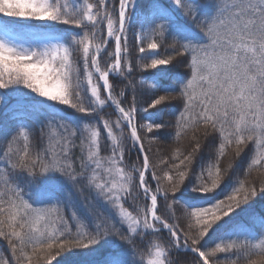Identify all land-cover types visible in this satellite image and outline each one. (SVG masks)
<instances>
[{
  "label": "snow or ice",
  "instance_id": "obj_1",
  "mask_svg": "<svg viewBox=\"0 0 264 264\" xmlns=\"http://www.w3.org/2000/svg\"><path fill=\"white\" fill-rule=\"evenodd\" d=\"M174 3L196 19L193 0H174ZM134 5L135 0H95L77 11L61 0H0L3 17L50 19L85 27L84 34L72 45L38 48L10 43L0 34V88L23 84L42 96L85 113L96 112L109 102L116 106L115 119H106L105 114L100 113L106 137L111 140L110 149L101 143L100 124L85 123L76 127L63 120L48 124L60 130L61 138L55 146L30 148L28 132L21 130L6 142L7 159L0 171L3 184L0 188V238L11 247L12 264H51L62 251L89 247L112 234L134 243L131 234H136L138 229H151L156 235L167 229L170 246L191 249L196 254L194 264H219L217 254L232 250H239L242 256L238 253L228 264H239L244 258L247 264H264V240L255 245L248 240H230L207 249L200 246L216 221L264 191V181L249 185L241 182L230 195L209 207L189 209L174 199L191 171L195 155L212 134L221 138L217 159L200 174L195 190L208 192L219 187L235 160L250 144L256 150L250 166L264 168V0H219L215 16L207 22L198 21V26L209 37L205 45H181L174 39L170 44L166 40L165 21H161L150 31L138 33L135 46L132 44V50L125 51L122 40L129 38L127 21ZM10 24L7 20L0 22V33ZM105 35L114 41L111 53ZM97 39H100L99 44L94 43ZM162 47L161 55L150 62L138 59L140 53ZM168 48L174 51L169 54ZM186 55L190 58L186 67L191 69V77L182 91L158 95L147 105L155 107L178 97L182 99L183 109L173 126L177 138H188L183 150L177 149L175 155L169 152L168 159H160V175L156 176L157 166L150 160L154 154L148 146L152 141H147V145L145 141L149 136L156 137L155 129L163 125L138 120L134 76L137 65L144 69L155 68ZM109 56L111 64L107 60ZM130 70L133 75L128 76L127 84L118 85L113 79L110 82L111 73L119 71L127 76ZM129 85L132 95L122 102ZM85 87L94 99L84 96ZM117 132L123 139H117ZM43 135L42 132V139ZM18 136L24 137L25 144L18 152H13L11 144ZM102 149L110 150V156L103 157ZM133 149L138 152L140 161L139 168L131 165L136 173L135 181L121 166H127L125 156ZM228 153L231 159L227 166H222L221 158L227 159ZM13 170H26L32 175L56 170L73 181L77 177L86 178V186L112 202L130 234H122L120 227L107 217L98 220L97 231H89L79 220V226L73 231L64 218L62 205L36 207L25 199L23 190L11 178ZM148 173L157 184H167L166 199L159 205L158 195L147 186ZM130 184H135L137 191L142 190L150 201V205L136 215L121 203L131 195ZM76 187L80 189L79 184ZM177 211L184 212L183 220L178 221ZM182 222L186 223L187 230L181 227ZM153 247L155 254L147 264H172L159 245ZM252 256L258 259H250ZM0 264L8 262L0 261ZM112 264L120 262L114 259Z\"/></svg>",
  "mask_w": 264,
  "mask_h": 264
},
{
  "label": "trees",
  "instance_id": "obj_2",
  "mask_svg": "<svg viewBox=\"0 0 264 264\" xmlns=\"http://www.w3.org/2000/svg\"><path fill=\"white\" fill-rule=\"evenodd\" d=\"M158 1H161V3L165 2V0H135V5L130 11L141 5L148 11ZM61 2L70 3L74 10L79 11L86 7V3H94L95 0H61ZM193 2L196 6V19L186 15L179 7L174 16L158 17L155 20L154 27L161 21H165L166 40L170 44L173 39L181 45L192 44L200 46L209 42V37L198 26V21L207 22L211 20L218 11L219 0H193ZM0 18L3 20L8 19V17H3L2 15H0ZM113 18L115 19V16ZM34 24L40 27L52 28L53 31L62 34L69 45H72L74 43L73 40L81 37L85 32L84 26L50 19H39ZM104 39L106 40V36H104ZM94 43L99 44L100 39H97ZM132 44L135 46V41H132ZM132 44H130V41L122 40V48L125 51H131ZM106 46H108L109 53L114 51L112 41L107 42ZM163 51V47L158 49L155 57L143 52L140 53L138 59L150 62L152 58L160 56ZM167 51L171 54L174 49L168 48ZM135 59L137 58L134 56V61ZM107 60L111 64V56L107 57ZM188 63H190V58L186 55L178 57L169 64L155 68L144 69L139 68V65H137V72L134 76L138 96L137 118L144 122L149 121L153 124L163 125V127L155 129L153 133L159 140L156 137L149 136L145 141L146 145L147 141H152L148 146L154 154L150 156V160L157 166L154 169L156 176L160 175V159H168L169 152L175 155L177 149L183 150L188 143V138L183 140L177 138L176 129L173 126L183 109L182 99L178 97L155 107H147V105L158 95L176 94L182 91V86L191 77V69L186 67ZM101 67L104 68L103 62ZM132 75L133 73L130 70L127 76L121 75L119 72L118 75H110L109 79L110 82L113 79L118 85L127 84L128 76ZM0 91L3 93V99L1 100L0 92V171L4 169L5 160L7 159L4 155L7 151L6 142L19 130L28 132L29 139L27 144L30 148L33 145H37L38 148L49 144L55 146L61 138L60 130L55 126L49 127L48 124L50 122L59 123L63 120L76 127H82L85 123L100 124L101 143L102 145L107 144L110 149L111 140L106 137V130L102 127L100 113H104L106 119H115L116 117L113 115L116 112L111 102L101 106L98 111L90 113L80 112L63 103H56V106H58L56 109L58 110H50L47 107H38L36 104H32L23 106L21 111H14L8 108L3 111L1 108L3 101L10 105L18 99L32 98L30 95L33 90L23 84H14L7 89L0 88ZM132 91L133 89L129 85L125 89L122 102H126L131 97ZM84 96L89 98V100L94 99L89 94L87 87H85ZM42 132L44 134L43 139L41 137ZM116 135L118 140L123 139L119 132ZM220 141L221 138L217 134H212L205 139L202 147L194 157L188 177L179 191L174 194V199L189 209L215 205L218 201L230 195L235 188L239 187L241 182L249 185L264 181V168L250 166L251 160L256 155L255 147L250 144L235 160L219 187L214 191L208 192L195 190L196 186L199 185L200 174L212 167L216 162ZM24 144V137L18 136L15 142L11 144V148L13 152H18L23 148ZM50 153L51 148L49 149ZM110 154V150L102 149L101 151V155L105 158L110 156ZM137 157L138 152L133 149L132 152L127 153L125 156L127 166L121 165L125 167L126 174L130 173L133 176L134 181L136 173L133 172L131 165L134 164L136 168L140 167V161ZM230 159V153H228L227 159L221 158L222 166H227ZM151 175V173L146 174L147 186L153 194L158 195L159 205L166 199L164 189L167 184L166 182L157 184ZM11 178L23 190L25 199L29 200L33 206L51 207L53 205L50 204L62 205L61 209L64 218L73 231L79 226L77 225V220L82 221L89 231H97L98 220L107 217L120 227L122 234H130L127 225L114 214L113 209L107 204V200L103 196H97L95 190L86 186V178L84 177H77L73 181L56 170H50L47 173L38 175L29 174L26 170H13ZM76 184L80 185V189L76 187ZM2 187V177H0V188ZM128 187L131 189V195L122 200L121 203H123L126 210L136 215V212L144 209L146 205H150V201L143 196L142 190L137 191L135 184H130ZM73 213H75V216H73ZM57 214L59 215V210ZM175 216L178 221H181L184 219V212L177 211ZM181 227L187 230L186 223L182 222ZM156 234L151 229H143L142 231L138 229L136 234H131L134 243H129V241L122 240L119 236L112 234L89 247H73L62 251L51 264H112L114 259H118L120 264H145L142 258L155 253L154 244L159 245L166 252L172 264H194L193 258L196 254L186 248H172L168 243L166 229H162L159 235ZM230 240H248L254 245L264 240V191L258 192L250 200L216 221L201 241L200 246L207 249ZM238 253L242 256V252L239 250L218 253L216 259L219 264H228V261L235 259ZM13 259L10 245L6 240L0 238V261H7L8 264H12ZM250 259L257 260L258 258L252 256ZM239 264H247V258L241 259Z\"/></svg>",
  "mask_w": 264,
  "mask_h": 264
},
{
  "label": "rangeland",
  "instance_id": "obj_3",
  "mask_svg": "<svg viewBox=\"0 0 264 264\" xmlns=\"http://www.w3.org/2000/svg\"><path fill=\"white\" fill-rule=\"evenodd\" d=\"M179 9V7L174 3V0H165L164 3H161V1H158L155 3L151 9L147 11L145 7L138 6L134 10L130 11L129 14V22H128V30H129V38L127 41H130V44H132V41L136 42V36L138 33H146L151 30V28L154 27L155 20L160 16H166L170 17L173 16V14ZM39 19L35 18H19V17H8L7 21H10L11 24L9 27L3 30L2 33L10 43L16 44V45H23V47L26 48H38L43 47L44 45H52V44H64L69 45L65 37L52 30V28H45L40 27L34 24ZM44 20V19H42ZM4 21L0 18V22ZM106 36V35H105ZM75 40V39H74ZM73 40V42H74ZM106 41L110 42L112 40H108L106 37ZM114 44V41H112ZM127 45V42H126ZM135 45V44H134ZM158 50H152L148 49L145 52L149 54L152 57H155ZM103 70V68L101 67ZM110 75H118L117 72H113ZM1 92V100L3 99V93ZM90 94V91H89ZM32 98H23L18 99L11 103L10 105L6 102H2L1 108L3 109H11L14 111H21L23 109V106L36 104V106L40 107H47L50 110H58V106H56V103H60V101L52 100L49 97H45L40 95L39 93L32 91L31 95ZM60 112V110H59ZM62 112V111H61ZM149 122V121H147ZM144 122V123H147ZM95 194L97 196H101L98 192L95 191ZM107 200V199H105ZM107 204H109L111 210L114 212V214L121 220L117 209L113 206L112 202L107 200ZM122 221V220H121ZM155 254V253H154ZM152 254L151 256H148L146 258H142L144 260L145 264H147L148 260L154 256Z\"/></svg>",
  "mask_w": 264,
  "mask_h": 264
},
{
  "label": "water",
  "instance_id": "obj_4",
  "mask_svg": "<svg viewBox=\"0 0 264 264\" xmlns=\"http://www.w3.org/2000/svg\"><path fill=\"white\" fill-rule=\"evenodd\" d=\"M189 250H191V249H189Z\"/></svg>",
  "mask_w": 264,
  "mask_h": 264
}]
</instances>
